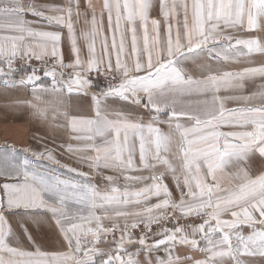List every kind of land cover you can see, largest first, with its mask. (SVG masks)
Masks as SVG:
<instances>
[{
  "label": "snow or ice",
  "instance_id": "obj_1",
  "mask_svg": "<svg viewBox=\"0 0 264 264\" xmlns=\"http://www.w3.org/2000/svg\"><path fill=\"white\" fill-rule=\"evenodd\" d=\"M87 9L81 11V0L62 5L0 0L5 90L29 84L38 99L49 91L43 76L50 78L52 93L75 88L86 94L92 73L111 77L92 97L94 116L71 119L73 139L81 143L61 145L102 176L104 187L50 149H25L31 157L21 161L14 147H0V264H264V170L251 175L248 165L252 155L264 157V83L252 95L243 91L246 81L264 80V64L226 68L264 56V0H103L99 13L88 0ZM25 13L68 30L70 63L64 62L61 32L36 28ZM81 19L87 27L77 36L74 25ZM80 38L87 44L86 59ZM17 60L40 61L43 67L18 70ZM187 62L197 64L198 73L189 75ZM64 68L71 69L67 76ZM109 99L125 102V111H110ZM254 99L261 104L248 106ZM229 101L238 106L227 107ZM129 106L143 108L147 121L131 117L136 109ZM32 107L48 119L47 110ZM153 197L156 202L149 203ZM44 213H51L68 250L11 246L9 219L21 217L19 227L35 245L25 218L39 224ZM193 217L200 222H191ZM170 219L176 222L168 225ZM180 219L190 222L181 225ZM101 243L114 251H101ZM130 244L138 247L130 251ZM181 246L204 258L181 254ZM161 250L163 257L154 255Z\"/></svg>",
  "mask_w": 264,
  "mask_h": 264
},
{
  "label": "crops",
  "instance_id": "obj_2",
  "mask_svg": "<svg viewBox=\"0 0 264 264\" xmlns=\"http://www.w3.org/2000/svg\"><path fill=\"white\" fill-rule=\"evenodd\" d=\"M38 4H56L62 5L66 4L67 0H35ZM88 0H81V11H88L87 9ZM92 3L96 7L97 13L102 10L103 0H92ZM152 15L156 18L157 12L154 9ZM25 17L30 24H33L36 28H42L44 30H59L61 32V46L64 53V62H71V37L68 34L66 28L55 29L48 27L42 24L39 21V18L33 17L30 13H25ZM4 17L0 16V20H3ZM105 26L107 24V14L104 16ZM77 36L80 35V32L83 28L87 26L84 25L83 19L76 22L74 25ZM106 30V27H105ZM163 32V25H162ZM241 37H248L252 34L250 33H239ZM78 43L81 47L82 59H86L87 53V44L80 38ZM130 43V36H129ZM99 43H97V49L99 51ZM264 64V56L256 55L253 59L245 61L243 63H229L226 65L228 70H241L246 66H259ZM186 71L189 75H195L198 73L199 68L197 64L192 62L186 63ZM71 72V70H70ZM67 76V75H66ZM17 79V78H15ZM19 80V79H17ZM264 83V80L256 77L252 80L245 82V95H252L255 91L258 90L259 85ZM39 85V84H37ZM49 91L41 92L39 98L37 99L34 93L32 85L25 84L18 87H9L7 90L0 85V147H14L17 150L18 154L28 155L31 157V152L25 153V149H33L36 151H44L45 149H50L53 151L57 159L62 163L76 167L82 171L92 173V181L98 187H104L106 181L103 180V177L95 174V170L89 169L87 164H79L78 155H72L66 152L64 147L61 145H77L81 142L73 139V133L71 132V119L73 117H93L95 113V105L92 101L93 95H98L99 90L105 88L106 86L100 85L98 82H92V86L89 87L86 91L77 92L75 88L71 93L61 92V93H52L49 85ZM230 93L222 92L221 95H227ZM14 102V106L13 105ZM35 104L37 107L47 110L48 119L44 120L39 118L32 105ZM261 104L259 99L252 100L248 106H258ZM106 106L110 111H125V102L120 100L109 99L106 101ZM238 105L232 101L227 103V107L233 108ZM135 107V111H130L129 115L135 119H142L147 121L148 117L145 114L143 108L136 106H129V108ZM55 117V118H53ZM161 129L165 132L168 131V126L166 124L159 125ZM34 159V158H33ZM47 165V161L43 162ZM248 165L251 169V175H257L261 170H264V157H260L259 154H254L250 157ZM55 167V166H53ZM63 171V170H62ZM104 175H118L117 173L111 171L110 169L101 170ZM145 175L147 173H144ZM2 179V178H0ZM165 182L168 184L170 190H172L174 198L178 196V193L175 188V183L171 177L168 175ZM119 185H123V181L119 180L117 182ZM144 183H147L146 181ZM229 183L227 177H225V185ZM132 187H139V184L132 185ZM155 197L152 198L149 203L156 202ZM171 215V210H168ZM178 215V214H177ZM51 213H44L42 216V221L39 224L32 223L30 218L27 219V223L24 225L29 229V232L33 236L36 244L33 245L30 241L27 240L26 236L23 234V229L19 227L22 218L15 217L14 219H9V224L12 225L13 231L15 233V239L10 240V244L13 247H18L23 251H34L35 246H39L42 251L47 252H56V251H67L68 249L62 245V237L58 235V229L55 226V221L50 219ZM188 219H180L179 223L181 225L187 224ZM176 222L172 219L168 220L167 223ZM105 226H110V221H104ZM95 227V225H91ZM245 233L249 232V229H244ZM119 235V233H117ZM111 243V242H109ZM109 243H101L98 247L103 252H108L112 249L109 248ZM138 245L130 244L126 245V248L130 251L135 250ZM114 251V250H112ZM181 254L187 252L188 255L194 256L196 259H202L203 254L193 253L188 250L187 247L181 246ZM154 255L164 256V252L161 250L159 253ZM143 260V256L140 257Z\"/></svg>",
  "mask_w": 264,
  "mask_h": 264
},
{
  "label": "built area",
  "instance_id": "obj_3",
  "mask_svg": "<svg viewBox=\"0 0 264 264\" xmlns=\"http://www.w3.org/2000/svg\"><path fill=\"white\" fill-rule=\"evenodd\" d=\"M51 64V61H49V65ZM67 64V63H66ZM15 67L19 70V69H31L32 67H39V68H42L43 65L40 61H36V60H32L30 63L26 64L23 60H20V61H17L16 64H15ZM70 70L69 68H64L62 71L64 72L65 76L68 75L70 73ZM57 73H59L61 71L60 68H57L56 69ZM14 77L17 78V79H20L22 73L20 71H17L15 72L14 74ZM59 78V76H58ZM92 79V81L96 82V81H100V83L104 84V85H108L110 82H111V77H105L104 75H100V74H94L90 77ZM43 83L45 85H49L50 86V78H47V77H41ZM41 81H37V84H40ZM87 91V89H86ZM187 223H189L190 221L187 220L186 221ZM191 222L193 223H199V218H196V217H193L191 219ZM175 222L171 221L170 224L167 223L168 225H172L174 224ZM157 226H153L154 230ZM140 234V229H137L135 230L134 232V235H139ZM111 242V241H109Z\"/></svg>",
  "mask_w": 264,
  "mask_h": 264
},
{
  "label": "rangeland",
  "instance_id": "obj_4",
  "mask_svg": "<svg viewBox=\"0 0 264 264\" xmlns=\"http://www.w3.org/2000/svg\"><path fill=\"white\" fill-rule=\"evenodd\" d=\"M17 61H20V60H17ZM17 61H16V62H17ZM94 74H96V73H92V74L90 75V77H91L92 75H94ZM92 82H94V81H92ZM96 82H98L100 85H104V84L100 83V81H96ZM96 82H95V83H96ZM104 86H107V85H104ZM87 89H88V88H87ZM22 156H23V155H21V161H22Z\"/></svg>",
  "mask_w": 264,
  "mask_h": 264
}]
</instances>
